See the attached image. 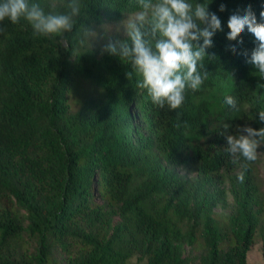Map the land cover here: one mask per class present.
Returning a JSON list of instances; mask_svg holds the SVG:
<instances>
[{"label":"trees","instance_id":"obj_1","mask_svg":"<svg viewBox=\"0 0 264 264\" xmlns=\"http://www.w3.org/2000/svg\"><path fill=\"white\" fill-rule=\"evenodd\" d=\"M32 2L49 11L52 0ZM207 2L223 30L207 49L208 79L178 110L180 128L176 112L153 105L117 56L90 45L73 59L58 39L34 37L26 20L4 22L0 264H126L134 255L143 264H189L188 246L201 250L202 264H248L264 206L258 159L246 171L234 165L226 136L264 127V77L248 62L254 35L245 29L228 40L227 21L251 5L264 22V0ZM85 3L79 24L89 28L138 10L136 0ZM80 77L100 89L74 109L69 91ZM228 95L239 110L224 102ZM227 178L238 203L224 224L214 208Z\"/></svg>","mask_w":264,"mask_h":264},{"label":"clouds","instance_id":"obj_2","mask_svg":"<svg viewBox=\"0 0 264 264\" xmlns=\"http://www.w3.org/2000/svg\"><path fill=\"white\" fill-rule=\"evenodd\" d=\"M136 4L138 10L123 21L128 39L110 40L103 51L130 64L132 71L126 73L128 79L131 80L135 73L136 86L146 90L153 105L176 112L175 127L180 128L182 113L178 110L185 103L187 92L200 90L208 79L204 61L211 58L207 49L213 46L214 35L223 30L221 19L209 11L207 0L205 3L136 0ZM48 7L50 10L45 11L32 0H0V35L7 31L6 20L16 24L23 19L31 24L34 37L56 38L65 50L71 51L73 59H78L81 56L78 53L89 49L98 35L92 28L79 24L87 7L85 0H60L59 5L52 0ZM219 10H226L223 3ZM260 17L264 21V11ZM227 27L230 41H237L245 29L254 35L257 46L248 62L264 77V22L257 21L249 5L243 15L233 13ZM69 33L73 34L71 41L66 39ZM238 42L243 43L242 40ZM232 51H236L235 46ZM224 102L239 110L233 96H226ZM259 119L264 122V110L259 111ZM183 124L187 126L186 121ZM223 128L227 131L231 125L225 123ZM226 141L225 150L231 162L246 171L258 159V150L264 146V127L238 126L235 134L226 136ZM237 178L243 182L244 173Z\"/></svg>","mask_w":264,"mask_h":264},{"label":"rangeland","instance_id":"obj_3","mask_svg":"<svg viewBox=\"0 0 264 264\" xmlns=\"http://www.w3.org/2000/svg\"><path fill=\"white\" fill-rule=\"evenodd\" d=\"M132 13H126L121 18L107 19L104 23L96 25L93 30L97 32V38L91 41V45L99 46L104 48L109 41L123 40L126 36L123 21L128 19L129 15ZM98 87L92 81L80 77L75 80L74 84L71 86L69 91L70 101L74 109L80 107L86 101V98L90 95L91 92L99 91ZM258 161H257V178L260 182L262 189V198L264 203V146L259 150ZM177 170L181 172H186L185 169L178 167ZM193 174V173H191ZM224 189L223 198L220 199V202L215 206V211L217 212L220 220L227 224L229 215L234 211L238 201L234 191V185L231 179L227 178L223 183L219 185ZM262 221L256 233V238L254 244L248 251V264H264V255H263V238H264V206L262 211ZM201 250L192 249L190 246L187 247L186 254L191 255V262L189 264H202L200 259ZM126 264H143L139 260L137 255L132 256Z\"/></svg>","mask_w":264,"mask_h":264}]
</instances>
